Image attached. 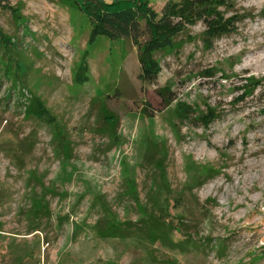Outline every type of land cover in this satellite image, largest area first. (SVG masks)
<instances>
[{"label": "rangeland", "instance_id": "obj_1", "mask_svg": "<svg viewBox=\"0 0 264 264\" xmlns=\"http://www.w3.org/2000/svg\"><path fill=\"white\" fill-rule=\"evenodd\" d=\"M148 1L160 16L183 0ZM232 5L226 16L249 17L237 32L208 50L203 24L188 27L180 39L190 42L159 55L149 83L137 47L95 41L77 8L0 0V29L30 66L22 96L0 64V264H264V0ZM250 79L261 86L244 98L239 89ZM31 93L50 111L47 120L25 111ZM171 99L186 119L164 111ZM104 108L117 128L104 121ZM155 143L167 153L165 176L177 193L192 163L203 177L193 194L169 204L178 246L100 237L96 198L121 222L138 219L133 191L146 202L159 176ZM39 195L51 217L36 229L30 208Z\"/></svg>", "mask_w": 264, "mask_h": 264}, {"label": "trees", "instance_id": "obj_2", "mask_svg": "<svg viewBox=\"0 0 264 264\" xmlns=\"http://www.w3.org/2000/svg\"><path fill=\"white\" fill-rule=\"evenodd\" d=\"M66 7L77 8L91 25L92 36L97 41L100 37H105L112 43L120 41H130L138 50V60L141 64L144 81L152 83L157 79L160 72L159 55H166L179 52L187 42H190L189 35L185 39H180L186 29L201 22L204 26L200 38L205 49H212L215 41L237 32V24L243 22L248 15L226 16V12L232 10V0H183L180 3L167 4L159 16L148 0H57ZM21 15H17L19 17ZM251 16V15H250ZM249 18V17H248ZM14 45V46H13ZM17 47L12 43V39L3 34L0 29V64L4 70V76L12 80L13 88L24 96L23 91H28L26 85V75L30 70L23 56L15 58ZM252 86L247 92L244 88ZM261 86L260 82L254 79L246 80V83L239 90H243L241 96H252ZM240 96V97H241ZM25 103V111L31 117L41 121L47 120L50 111L43 101L31 93ZM176 100H168L164 111L171 115V118L186 119L187 115L181 109L175 107ZM209 115H202L203 118H211ZM104 121L114 128H117L118 118L107 108L103 110ZM178 116V117H176ZM202 118V119H203ZM212 120L206 122L205 127L211 124ZM155 151H161V159L157 160L156 168L159 176L146 194V202H141L137 193L133 191L135 205L138 210V219L135 221L126 220L121 222L116 213L109 207L103 198H96L95 204L101 209L102 217L96 223V231L104 239H127L138 237L153 244L160 243L167 249L178 246L172 239V224L166 219L170 202H179L185 196L193 194L195 188L202 184L200 167L192 163L189 167L187 183L182 192L177 193L170 185L165 176L163 165L167 153L159 149L155 143ZM162 148V146H161ZM159 149V150H158ZM131 191V187H129ZM30 208V217L37 229L41 218H50L51 211L45 195L35 197ZM94 203V201H93ZM35 229V230H36ZM182 246L188 241L180 242ZM192 246L197 243L191 241ZM218 246V245H217ZM222 249V248H221ZM168 264H179L170 260Z\"/></svg>", "mask_w": 264, "mask_h": 264}]
</instances>
